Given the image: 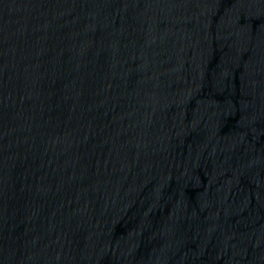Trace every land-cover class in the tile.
Instances as JSON below:
<instances>
[{"label":"water","instance_id":"1","mask_svg":"<svg viewBox=\"0 0 264 264\" xmlns=\"http://www.w3.org/2000/svg\"><path fill=\"white\" fill-rule=\"evenodd\" d=\"M0 264H264V0H0Z\"/></svg>","mask_w":264,"mask_h":264}]
</instances>
